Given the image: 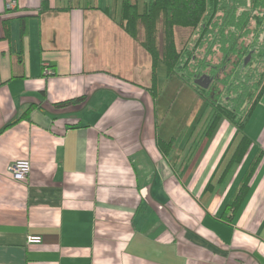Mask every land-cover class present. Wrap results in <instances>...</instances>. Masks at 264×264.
<instances>
[{
  "label": "crops",
  "instance_id": "0c3cea01",
  "mask_svg": "<svg viewBox=\"0 0 264 264\" xmlns=\"http://www.w3.org/2000/svg\"><path fill=\"white\" fill-rule=\"evenodd\" d=\"M7 1L0 264H264V94L233 160L243 133L212 126L203 97L183 126L165 124L152 58L120 23L125 0ZM18 160L25 180L9 172Z\"/></svg>",
  "mask_w": 264,
  "mask_h": 264
},
{
  "label": "trees",
  "instance_id": "16d2710c",
  "mask_svg": "<svg viewBox=\"0 0 264 264\" xmlns=\"http://www.w3.org/2000/svg\"><path fill=\"white\" fill-rule=\"evenodd\" d=\"M120 23L150 54L154 85L157 67L163 63L169 76L193 80L214 108L212 126L225 118L244 132L264 94V0H148L143 11L136 2L125 0ZM180 28L193 29L196 35L182 48L177 39ZM205 77L213 80L209 88L195 83ZM250 142L243 133L233 160L243 158ZM247 190L246 180L233 207Z\"/></svg>",
  "mask_w": 264,
  "mask_h": 264
},
{
  "label": "rangeland",
  "instance_id": "374dc122",
  "mask_svg": "<svg viewBox=\"0 0 264 264\" xmlns=\"http://www.w3.org/2000/svg\"><path fill=\"white\" fill-rule=\"evenodd\" d=\"M177 39L179 47L182 48L188 41L194 38L195 30L193 29H177ZM156 87L158 106L160 109H166L168 112L167 122L170 125H184L191 120L192 114L197 112L198 101L196 96L202 95L193 85L190 77L169 76L167 67L160 63L157 67ZM206 101V100H205ZM207 102V101H206ZM207 104V103H206ZM208 107V104L206 105ZM209 111H205L200 122H206ZM212 114V113H211ZM201 117V114H200ZM197 121V122H199Z\"/></svg>",
  "mask_w": 264,
  "mask_h": 264
},
{
  "label": "built area",
  "instance_id": "2783aa9c",
  "mask_svg": "<svg viewBox=\"0 0 264 264\" xmlns=\"http://www.w3.org/2000/svg\"><path fill=\"white\" fill-rule=\"evenodd\" d=\"M6 5H7L8 9H14L17 5V1L16 0H8ZM44 70L46 73H50V71L48 70L47 67ZM30 170H31V166H30V162L28 160H18L9 166V172L15 178L20 179V180L27 179V177L30 173ZM36 239L37 238L31 236L29 238V241H35Z\"/></svg>",
  "mask_w": 264,
  "mask_h": 264
},
{
  "label": "flooded vegetation",
  "instance_id": "af4514ba",
  "mask_svg": "<svg viewBox=\"0 0 264 264\" xmlns=\"http://www.w3.org/2000/svg\"><path fill=\"white\" fill-rule=\"evenodd\" d=\"M202 81H204L205 82V84H207L208 86L207 87H205V88H209L212 84H213V80H211L210 78H208V77H205V78H203L202 79Z\"/></svg>",
  "mask_w": 264,
  "mask_h": 264
},
{
  "label": "water",
  "instance_id": "95a60500",
  "mask_svg": "<svg viewBox=\"0 0 264 264\" xmlns=\"http://www.w3.org/2000/svg\"><path fill=\"white\" fill-rule=\"evenodd\" d=\"M195 83L200 85V86H202V87H207L208 86L207 84H205L204 81H202V79H196Z\"/></svg>",
  "mask_w": 264,
  "mask_h": 264
}]
</instances>
